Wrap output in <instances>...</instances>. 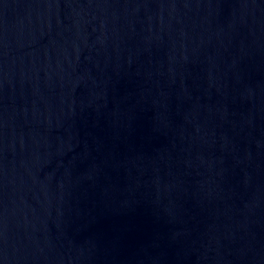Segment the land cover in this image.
Instances as JSON below:
<instances>
[{
	"label": "water",
	"instance_id": "obj_1",
	"mask_svg": "<svg viewBox=\"0 0 264 264\" xmlns=\"http://www.w3.org/2000/svg\"><path fill=\"white\" fill-rule=\"evenodd\" d=\"M0 264H264V0H0Z\"/></svg>",
	"mask_w": 264,
	"mask_h": 264
}]
</instances>
